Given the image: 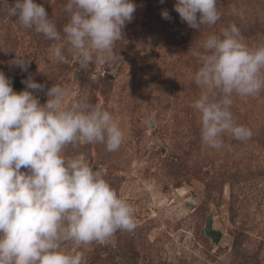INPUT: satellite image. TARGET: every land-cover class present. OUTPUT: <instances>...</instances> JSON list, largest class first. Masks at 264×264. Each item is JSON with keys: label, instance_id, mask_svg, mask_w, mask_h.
<instances>
[{"label": "rangeland", "instance_id": "374dc122", "mask_svg": "<svg viewBox=\"0 0 264 264\" xmlns=\"http://www.w3.org/2000/svg\"><path fill=\"white\" fill-rule=\"evenodd\" d=\"M35 2L58 29L67 23L66 0ZM175 2L133 0V19L114 45L122 61L87 69L66 51L68 62L56 61L51 41L0 11V71L13 88L20 80L21 91H32L21 83L31 77L44 85L33 91L44 104L48 89L60 85L72 98L109 111L125 134L115 152L99 143L65 149L100 170L134 210V230L76 249L84 264H264V91L233 96L234 121L253 135L241 142L224 134L220 149L202 143L199 113L190 106L203 91L193 79L202 42L235 24L246 45L264 44V0H218L220 19L199 30L181 20ZM16 56L30 62L27 72L10 63ZM209 216L221 232L218 243L203 234Z\"/></svg>", "mask_w": 264, "mask_h": 264}, {"label": "clouds", "instance_id": "9594fccd", "mask_svg": "<svg viewBox=\"0 0 264 264\" xmlns=\"http://www.w3.org/2000/svg\"><path fill=\"white\" fill-rule=\"evenodd\" d=\"M217 5L218 0H176L174 10L199 30L220 19ZM0 11L51 41L48 52L56 61L67 63L66 51L87 69L122 61L114 45L123 39L136 5L133 0H66L68 20L62 29L35 0L11 5L0 0ZM161 16L171 20L167 10ZM201 47L193 79L203 91L190 106L199 113L202 143L220 149L224 134L249 140L252 130L237 124L230 109L233 96L257 97L264 91V44L249 47L231 24L220 35H209ZM10 63L27 72L30 62L16 56ZM21 83L32 91L15 92L11 78L0 71V264H84L76 249L102 244L118 230H134V210L100 170L82 155L66 156L65 149L99 143L115 152L124 131L109 111L72 98L60 85L48 89L41 104L33 91H43L44 85L31 77ZM145 123L153 121L149 117Z\"/></svg>", "mask_w": 264, "mask_h": 264}, {"label": "water", "instance_id": "95a60500", "mask_svg": "<svg viewBox=\"0 0 264 264\" xmlns=\"http://www.w3.org/2000/svg\"><path fill=\"white\" fill-rule=\"evenodd\" d=\"M13 90L17 93L21 91L20 80H17L14 84ZM203 234L211 239L213 243H218L221 238V232L213 227V218L209 216L203 227Z\"/></svg>", "mask_w": 264, "mask_h": 264}]
</instances>
